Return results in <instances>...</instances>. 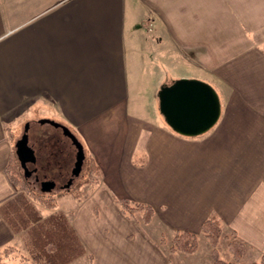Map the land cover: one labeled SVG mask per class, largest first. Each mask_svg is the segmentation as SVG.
<instances>
[{"label": "crops", "instance_id": "obj_1", "mask_svg": "<svg viewBox=\"0 0 264 264\" xmlns=\"http://www.w3.org/2000/svg\"><path fill=\"white\" fill-rule=\"evenodd\" d=\"M180 79L219 98L217 122L198 136L177 133L160 110L162 88ZM19 109L42 110L83 144L99 178L82 195H58L50 208L11 184ZM121 199L150 206L152 221L124 215ZM211 218L246 246L244 258L255 255L240 264H263L264 0H0L9 261L31 260L57 221L70 236L66 264H213L196 259ZM178 232L197 236V252L170 251Z\"/></svg>", "mask_w": 264, "mask_h": 264}, {"label": "water", "instance_id": "obj_2", "mask_svg": "<svg viewBox=\"0 0 264 264\" xmlns=\"http://www.w3.org/2000/svg\"><path fill=\"white\" fill-rule=\"evenodd\" d=\"M160 110L173 130L184 136H198L207 132L220 116V102L215 90L207 83L195 79H180L162 88L159 93ZM42 124H51L63 130L77 149L76 162L72 176L66 188L73 186L80 175V168L85 157L83 144L66 126L50 119L41 120ZM29 125L23 136L16 142V155L26 179L32 171L28 164L36 161L34 149L29 145ZM43 191L49 192L55 182L44 181Z\"/></svg>", "mask_w": 264, "mask_h": 264}, {"label": "rangeland", "instance_id": "obj_3", "mask_svg": "<svg viewBox=\"0 0 264 264\" xmlns=\"http://www.w3.org/2000/svg\"><path fill=\"white\" fill-rule=\"evenodd\" d=\"M45 114H48L49 110L46 109L45 110ZM36 112H42V110H35V114L33 115H28L25 112V109H19L18 110V116H17V122L15 125H13L12 128V132L14 134L15 137H17V141L23 136L24 132H25V127L26 125H29V145H31L35 151V155L38 158V167L41 170V173L47 174L48 172L47 170L44 169V167H46V164H44L45 162V157H47L48 155L50 156L51 153L53 152L54 155H59V157L62 159L65 163H70L71 159H72V155H73V151L76 152V147L74 146L72 140L67 137L63 130L55 127L51 124H42L41 120H43V117H40L38 113ZM52 120V119H50ZM52 121L57 122V120L53 119ZM58 123V122H57ZM60 124V123H59ZM16 150V148H15ZM76 155V153H75ZM17 159V158H16ZM18 160V159H17ZM74 163V161H73ZM83 166L81 168V172L79 175V178L77 179L78 181H76V183L71 187L70 190H72V194L76 195V196H80L82 195V191L83 188H80L82 185H86V183L89 184H93L95 181L98 180L99 178V172L95 171L94 174H90L88 166H89V162L87 157L85 158L84 162H83ZM18 166L19 169L17 171V175L14 176V178L18 179L19 185H18V190H22L21 186H23V190L27 192V194H30L37 202H40L42 205H44L45 207H47L46 203H43V201H40L38 198H41L44 201H49L51 203L54 204V206L56 205L55 201V197H57L58 195H65L66 192L64 190H59L58 188H60L64 183L62 180H58L56 183V189L54 191H52L51 193H45L43 194L40 191L39 187H35L36 185L33 183V180L28 178L26 179L24 176V171L20 166V163L18 162ZM68 167V166H67ZM71 165L69 164L68 169L70 168ZM53 169V168H51ZM70 171V170H69ZM54 172H56L55 168L53 170H50V173L53 174ZM26 185V186H25ZM32 193V194H31ZM39 196V197H36ZM137 216H139V214H136ZM142 215V214H141ZM236 236L233 235L232 233L228 232V230L223 229V226L221 228L220 231V239L218 240L217 244H216V250L218 251V255L220 256V258H222V260L226 261V262H230V263H235V259H237V257L235 258L233 256L232 251L234 250L232 246L229 245V242L232 241L233 239H235ZM198 239V238H197ZM207 241H209V245L207 243ZM203 240L201 243V247H200V251H199V255L197 258L202 259L204 261H208L213 260V256H212V243L209 239ZM199 243V242H198ZM172 247V245H171ZM210 247V250H209ZM171 249V248H170ZM198 249H199V244H198ZM186 254V253H185ZM211 255V256H210ZM247 256V248H246V252L241 255L240 261L238 262V264L243 260V258ZM254 254H252L251 256L248 255L247 258H244L246 260V262H252L253 258H254ZM12 258V256H11ZM10 258V259H11ZM25 261H30V264H34L32 259H27L24 258V256L20 257H16L14 262H19V263H23V264H27ZM12 262V261H9ZM213 264H214V260H213Z\"/></svg>", "mask_w": 264, "mask_h": 264}, {"label": "trees", "instance_id": "obj_4", "mask_svg": "<svg viewBox=\"0 0 264 264\" xmlns=\"http://www.w3.org/2000/svg\"><path fill=\"white\" fill-rule=\"evenodd\" d=\"M17 156L14 153L11 161L7 167V176L14 187L18 188L19 182L17 178H14L17 175V171L19 169V160L16 159ZM90 172L89 175L94 174L95 171L98 172V168L94 164L93 161L90 162ZM26 186V185H25ZM23 190V186H21ZM71 189V188H70ZM70 189L64 190L66 194L72 193ZM32 194V193H31ZM39 197V196H36ZM43 203L47 204V207L53 208L54 204L49 201H44L41 198H38ZM117 203L120 205L121 211L124 215L129 217H133L136 214H142L144 217V222L149 224L152 221L154 211L150 206L144 204H134L133 202L125 199L117 200ZM222 225L215 218L208 219L204 222L202 226V231L205 234L206 238L209 239L212 243V256L214 260V264H238L240 261L241 255L246 252V246L237 240V238L233 239L229 242V245L233 247V256L235 259V263H230L222 260L218 255V251L216 250V244L220 239V231ZM64 225L60 222H55V228L47 231H41L40 235V245L38 252H34L31 254V259L34 264H66L68 260H64L66 256V252L72 250L70 247V236L66 231ZM198 239L195 234L190 232H178L172 240V247L170 251L174 252H182L186 254H193L198 250ZM14 253L13 248H5L0 250V264H23L19 262H9L11 255ZM64 258V259H63ZM64 260V261H62ZM264 264V257L263 262ZM240 264V263H239Z\"/></svg>", "mask_w": 264, "mask_h": 264}, {"label": "flooded vegetation", "instance_id": "obj_5", "mask_svg": "<svg viewBox=\"0 0 264 264\" xmlns=\"http://www.w3.org/2000/svg\"><path fill=\"white\" fill-rule=\"evenodd\" d=\"M76 156H77V150H76V155H75V162H76ZM84 160H85V158L83 159V162H84ZM83 162H82L81 166H83V164H84ZM44 164H46V167H44V169L47 170L48 175L47 174L43 175L41 173V170L38 167V158L37 157H36V161L34 163H29L28 164L29 169L33 172L32 175L30 176V179L33 180V183L36 185L35 187H39L40 191L43 194H45L46 192L43 191V187H42V183L44 181H53V182H55V187L52 190L49 191V192H52V191H54L56 189L57 181L58 180H62L64 184L58 189L59 190H67L66 185H67V183L69 182V180H70V178L72 176V171H73L74 166L71 169H68L67 163H65L63 161V158L61 159L59 157V155H54L53 152L51 153L50 156L48 155L47 157H45ZM51 168H53V169L55 168L56 172L51 174L50 170H53ZM68 189H70V188H68Z\"/></svg>", "mask_w": 264, "mask_h": 264}]
</instances>
